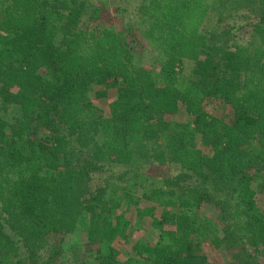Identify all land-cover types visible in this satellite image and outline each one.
Listing matches in <instances>:
<instances>
[{"label": "trees", "instance_id": "1", "mask_svg": "<svg viewBox=\"0 0 264 264\" xmlns=\"http://www.w3.org/2000/svg\"><path fill=\"white\" fill-rule=\"evenodd\" d=\"M81 233L74 264H264V0H0V264Z\"/></svg>", "mask_w": 264, "mask_h": 264}, {"label": "rangeland", "instance_id": "2", "mask_svg": "<svg viewBox=\"0 0 264 264\" xmlns=\"http://www.w3.org/2000/svg\"><path fill=\"white\" fill-rule=\"evenodd\" d=\"M100 2H98L99 4ZM113 5V3H112ZM111 13V11H110ZM112 14V13H111ZM113 15V14H112ZM123 19V18H122ZM118 20V19H113L111 22L114 27L117 29L121 30L123 28V20ZM217 28V18L213 15L210 16V18L207 20V22L204 25V31L205 32H215V29ZM228 44H230L228 42ZM136 63L138 64H144L145 66L150 67L152 64V60L148 54L142 55V52H138V55L136 56ZM184 67V74L183 76L189 77L193 70V64L190 62H186V64L183 66ZM205 110L212 114V115H220L222 114L221 112H224V114L227 113V109L223 105V103L217 101V100H207L205 104ZM18 115V108L16 107H11L6 113H3L4 119L8 123H12V120L14 117ZM169 121H174V122H188L189 119L187 116L184 114V110H182L180 113L173 115V116H167L166 117ZM150 176L153 177H163V175H169V174H176L177 172L175 170H169L167 169H157L155 167H152L148 171ZM142 190H139L136 195H141ZM203 214V213H202ZM209 214V213H208ZM205 215V214H204ZM210 215V214H209ZM213 217V215H212ZM85 240V235L84 234H75L73 236L68 237L65 240V243L63 244L62 250L64 252V264H71L72 261V256L73 252L72 247L82 241ZM204 253L207 258V263L206 264H226L230 260V255L229 253L224 250V249H215L213 246L210 244H206L204 247ZM74 264V263H72Z\"/></svg>", "mask_w": 264, "mask_h": 264}]
</instances>
